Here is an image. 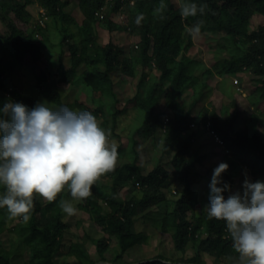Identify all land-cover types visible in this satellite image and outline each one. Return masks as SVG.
I'll list each match as a JSON object with an SVG mask.
<instances>
[{
	"label": "trees",
	"instance_id": "16d2710c",
	"mask_svg": "<svg viewBox=\"0 0 264 264\" xmlns=\"http://www.w3.org/2000/svg\"><path fill=\"white\" fill-rule=\"evenodd\" d=\"M36 1L0 0V21L6 30L2 38L11 48L13 57L21 65H33V74L45 98L58 107L67 105L88 110L96 117L103 116L102 127L118 135L116 128L119 114L126 109L113 113L114 124L109 126L107 107L112 99L117 100L114 71H119L120 81L139 76L138 91L129 101L144 116L134 131L129 133L128 144L119 149L125 151L128 162L115 164L111 171L102 174L92 186L91 195L80 200L77 205L106 234L115 235L116 243L112 245L109 236L93 237L88 233L86 239L95 245L99 259L90 256L81 238L66 245L64 238L67 225L63 220L61 202L68 193L62 191L51 202L44 203L39 196L34 199L30 219L27 222L22 220L15 227L17 237L11 235L7 226L17 218L10 217L6 209L0 208V264H17L23 254L27 255V259L25 263L18 264H95L98 261L131 264L123 259L126 252L137 244L148 242L150 238L148 234L136 230L135 216L152 207L157 210L153 218L147 214L148 219L159 227L158 232L165 238L171 237L174 250L180 251L182 256L172 259L158 254L154 258L144 259L148 261L139 260L140 263L132 264H215L209 263L207 258L218 260L235 257L238 253L232 247L224 221L208 217L204 207L207 201H201L195 190L201 177L198 164L204 162L206 155L194 148L199 130L192 129V124L199 117L205 124L210 121L211 127L220 134L225 146L231 151L232 158L225 161L229 168L222 174L230 186L233 183L229 173L231 168L236 172L240 167H249L255 173L264 174L263 133L259 128L252 133L239 128L237 122L241 110L238 108L232 116L225 118L216 110L209 113L206 107L201 109L202 114L200 111L194 115L191 107L188 108L179 98L186 89L194 90L200 77L195 71L201 61L188 55L194 46L190 27L199 22L200 33H207L211 38H223L224 43L218 44L215 52L222 49L221 52L229 54V57L217 58V61L223 59L224 62L215 72L220 75L243 69L254 72L259 76L256 81L262 83L260 97L264 99V22L261 21L256 28L251 25L255 15H260L264 20V0H196L197 4L205 5V11L203 15L198 13L189 17L180 14L181 1L134 0L132 9L127 6L123 8L127 24L113 18L114 13L122 11L121 0L110 2V12L104 19H99L96 11L105 5V0H78L76 6L82 16L78 26L80 40L78 43H67L69 63H65L61 56L56 72H48L41 65L43 49L46 47L42 38L47 31V24L41 25L39 20L32 21L29 6ZM38 1L46 8L48 15H59L65 21L75 19L66 9L71 0ZM99 24L110 31L131 30L139 40L126 46L113 40L99 43L95 28ZM66 36L64 34L63 41ZM153 69L159 70V75H151ZM207 71L213 73L211 69ZM3 72L0 57V89L7 91L11 100L23 102L29 107L39 102L20 88L9 86ZM62 83H70L76 88L83 85L91 90L87 97L92 98L95 107H90L89 103L79 98L70 104L66 103ZM199 89L201 97L197 100L207 96L208 83L204 82ZM161 103H165L167 108L162 107ZM160 129H164L162 152L168 155L174 153V175H179L184 182L181 196L176 201L169 200L163 191L170 171L158 164L145 173L138 164L139 135ZM129 180L142 192L138 199L135 194L130 198L119 196L120 182ZM5 230L8 238L3 239ZM189 244L193 247L190 255L187 254ZM64 250L67 255L75 256L77 262L61 261L59 256ZM108 251H111L112 256L107 255Z\"/></svg>",
	"mask_w": 264,
	"mask_h": 264
},
{
	"label": "rangeland",
	"instance_id": "374dc122",
	"mask_svg": "<svg viewBox=\"0 0 264 264\" xmlns=\"http://www.w3.org/2000/svg\"><path fill=\"white\" fill-rule=\"evenodd\" d=\"M174 1L180 2L181 0ZM77 2L78 0H71L69 6L66 8L67 11L70 12L71 16L75 18L72 21H65L59 15L55 16L50 13V19L47 23V31H45L42 38L45 41L46 47L43 49V60L41 61L43 69L48 72L52 70L56 72L61 56H63L65 63H67L69 61L67 43H78L80 40L78 26L82 16L78 13L76 6ZM126 6L129 9H132V6L125 5L124 7ZM40 8L41 5L38 0L29 6L33 18L32 21L37 20L39 17L38 12L40 11ZM113 15L115 21L127 24L125 11L122 10L114 13ZM262 19L263 18L260 15H255L252 18V28H256L261 21L264 22ZM95 28L98 34L97 41L99 43H107L108 41L113 40L115 43L126 46L127 44L130 45L139 40V37L132 33L131 30L110 31L101 24ZM5 31V27L0 21V57L2 58L5 81L9 86L13 85L20 88L24 93L32 95L39 102L44 101L49 106L58 108V105L45 98L42 94L39 86L37 85L35 75L33 74V65H21L15 60L11 48L7 46L5 40L2 38ZM64 34L67 36L66 40L63 41ZM193 41L194 46L188 51V55L201 61L195 71L198 75H200V77L194 90L191 88L186 89L179 99H181V101L186 104L188 108L191 107L194 115H198L201 109L206 107L209 109V113L216 110L218 113H222V117L225 118L227 116H232L235 109L238 108L241 110V116L237 122V124H239L238 127L245 130L247 129L248 133H252L256 128H259L264 136V99L260 97V87L262 83L256 81L259 79V76L254 72H249L247 69H243L236 73L229 72L220 75L217 71L215 72V70L223 65L224 61L223 59L217 61V58L223 56L229 57L227 52H221L222 49H218L215 52V48L218 47V44L224 43L223 38L220 36L211 38L209 34L199 32V34L193 35ZM206 69H211L213 73H209ZM159 73V70L153 69L151 75H159ZM114 75L117 80V83L115 84V91L118 97L117 100L112 99L107 107V121L109 126L114 124L113 113L118 112L119 109L123 108H125L126 111L119 114V120L116 128L118 135H114L108 131L110 133L108 138L110 143H115L117 145L118 156L115 164L121 165L128 162L129 158L124 150L119 151V149L128 144L130 137L129 133H132L135 127L141 123L144 113L135 108L132 101H129L138 91L137 83L139 76L133 79L127 78L126 80L123 79L120 81L121 77L119 76V71H114ZM234 77H238L239 81L237 83L234 82ZM204 82L208 83L207 96L197 100V98L201 97L199 88ZM62 86L65 89L66 103L70 104L75 98H79L86 103H89L90 107H95L92 98L87 97L88 93L91 94V90L88 88H84L83 85L76 88L70 85V83H62ZM209 90H211V92ZM242 90L243 94L240 93ZM8 99L11 98L8 96L7 91L0 89V105ZM160 105L167 108L165 103H163V105L161 103ZM72 109L78 110L76 108ZM168 112L169 115H171V111L169 109ZM202 113L203 111H201V114ZM97 120L101 125L104 118L99 115ZM194 128H198L199 130V134L194 142V148L198 149L200 153L206 155L204 162L198 164V170L201 173V177L200 182L195 185V190L198 192V197L201 201H207L208 184L214 167H216L221 161L231 159L232 155L230 150L227 151L228 148L225 144L222 145L214 140L211 133L206 130L205 123L202 122L201 117H199L198 120L192 124V129ZM163 131L164 129L151 130L146 134L143 133L139 135V143L137 145V149L139 151L138 164L142 167V170L145 173L152 170L158 164H162L168 171H170L169 178L163 186V191L169 200L176 201L181 196L182 189L184 188V182L179 175H174L175 168L172 164V157L174 153L168 155L162 152L164 142ZM245 171L247 172L248 177L253 181L257 179L264 180V174L261 175L255 173L249 167H240L236 170V172L231 168L229 173L233 180L231 185V189L233 191L241 189L242 181L245 178ZM121 182L119 186V196L122 198H130L135 194V196H137L136 199H138V196L142 193L140 189L135 188L130 180L128 182ZM174 190H176V192H174ZM64 192L68 193H66V199H71L69 192L67 190H64ZM41 199L44 203L47 201L46 199ZM78 202L74 201L77 208V212L74 215L69 216L64 213L63 220L67 225L64 243L68 245L71 241L80 240L81 238L87 247L90 256L94 259H99L95 245L90 239H86L88 233L93 237L109 236L112 245L116 243L117 237L115 235L106 234L102 227H100L94 219L89 218L86 213H82L78 209ZM172 206L173 205H171V207ZM156 210V207H152L146 209L142 213L139 212L135 216L136 230L148 234L150 238L148 242L131 247L124 255V261L138 263L140 262L139 260L151 259L158 254H164L166 257L172 259H177L182 256L180 251L174 250L171 237L165 238L161 232H158L159 227L148 219L147 214L150 217L153 215L155 216L154 213H156ZM105 211L106 210L103 209V213H105ZM157 214L159 215V212ZM21 221L22 220L20 218H17L13 221L11 220L7 224L11 235H14V237L18 236V231L15 227L17 223ZM2 237L3 239L8 238L7 230L4 231ZM187 249V254L190 255L193 252L192 244H189ZM65 251L66 250H64L63 254H60V260L76 263L77 258L73 255H67ZM107 255L109 257L112 256L111 251H108ZM26 259L27 255L23 254L19 262L25 263ZM207 259L209 263L214 262L215 264H238V254L233 258L223 257L217 260L212 257H208ZM170 261L171 260L168 262ZM19 262H17V264Z\"/></svg>",
	"mask_w": 264,
	"mask_h": 264
},
{
	"label": "clouds",
	"instance_id": "9594fccd",
	"mask_svg": "<svg viewBox=\"0 0 264 264\" xmlns=\"http://www.w3.org/2000/svg\"><path fill=\"white\" fill-rule=\"evenodd\" d=\"M105 1L104 16L96 13L99 19L110 12L114 0ZM121 2L123 10L134 0ZM42 9L47 24L50 15L42 6L37 20L42 19ZM204 11L203 3L181 0L180 14L184 17L203 15ZM199 32V22L190 27L192 35ZM205 128L210 132V121ZM109 134L88 110L67 105L53 108L44 101L32 107L11 99L4 101L0 105V208L27 222L37 196L51 202L67 190L71 199L63 200L61 209L74 215V201L89 197L101 175L115 167L117 145L109 142ZM228 168L225 161L214 167L204 207L209 218L224 221L238 264H264V180L253 181L245 171L241 189L233 191L222 175Z\"/></svg>",
	"mask_w": 264,
	"mask_h": 264
},
{
	"label": "built area",
	"instance_id": "2783aa9c",
	"mask_svg": "<svg viewBox=\"0 0 264 264\" xmlns=\"http://www.w3.org/2000/svg\"><path fill=\"white\" fill-rule=\"evenodd\" d=\"M131 2H133V0H131ZM103 10H104V6L100 10H98L96 12L97 15H99L100 17H103L104 16ZM47 18L48 17H47L46 12L42 9V19L40 20L41 24L44 25L45 24V20ZM238 81H239L238 78H235V82L237 83ZM210 132H211V134H212V136H213V138H214V140L216 142L221 143L222 145H224L223 140H222V137L220 136V134L217 131H215L213 128H211L210 129ZM227 151H229V150L227 149Z\"/></svg>",
	"mask_w": 264,
	"mask_h": 264
},
{
	"label": "water",
	"instance_id": "95a60500",
	"mask_svg": "<svg viewBox=\"0 0 264 264\" xmlns=\"http://www.w3.org/2000/svg\"><path fill=\"white\" fill-rule=\"evenodd\" d=\"M145 261H148V260H145ZM145 261H143V262H145ZM165 262H168V261H165ZM95 264H113V263H111L109 261H98Z\"/></svg>",
	"mask_w": 264,
	"mask_h": 264
}]
</instances>
